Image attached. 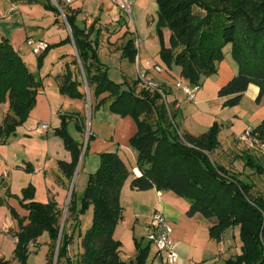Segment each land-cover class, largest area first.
Listing matches in <instances>:
<instances>
[{
  "label": "trees",
  "instance_id": "obj_1",
  "mask_svg": "<svg viewBox=\"0 0 264 264\" xmlns=\"http://www.w3.org/2000/svg\"><path fill=\"white\" fill-rule=\"evenodd\" d=\"M155 3L159 54L166 72L170 73L174 65L179 68L180 81L199 85L201 77L217 73L218 63L224 56L223 48L231 44V54L238 71L217 90V97L224 99L222 107H234L249 84L254 82L258 86L255 102L259 103L264 96V0L255 4L246 0H155ZM57 4L60 7L62 0H58ZM44 6L60 15L55 6ZM61 11L70 30V36L65 40L71 39L74 44L77 61L82 66L85 83L93 97L108 93L111 97L109 110L122 118L130 115L137 128L129 139V146L137 153L135 167L138 175L132 176L117 151L101 153L98 168L88 175L80 213L91 206L92 218L90 227L80 238L82 250L76 263L147 264L149 242L141 246L135 241L134 258L123 261L119 257V242L113 237L115 228L124 220V209L120 205L121 188L132 176L129 183L131 190L171 192L187 200L186 215L200 214L211 221L208 236L214 241L221 240L225 229L238 227L240 252L219 264H264V194L253 196L252 184L241 181L210 159L209 154L218 147L217 135L221 126L214 123L207 132L198 136L187 132H183L181 138L177 136L169 122L167 125L163 123L167 119L163 118L165 111L159 113L155 106L157 95L151 96L144 90L137 93L133 84L124 89L112 82L95 60L89 41L90 30L75 25L76 12L62 6ZM165 27L169 31L168 45L163 38L162 28ZM89 52H92L90 56ZM136 54L131 41L124 49L123 57L134 62ZM54 80L60 93L85 99V93L80 90L81 81L73 77L69 69L56 75ZM41 86V81L28 70L9 41L0 39V104L8 103V111L0 124L1 143L15 135L16 128L27 119ZM103 102L104 99L97 101L94 108L104 105ZM152 113L156 116L154 123L149 118ZM77 114L60 115V126L54 129V134L62 140L70 154L69 161H57L60 172L68 179L76 171L82 144L67 135L65 119H72ZM174 114L173 109V118ZM76 122L77 128L82 130L78 118ZM252 136L264 140V119L252 128ZM243 158L244 166L256 174L264 173L259 157L254 159L246 155ZM26 171H31L29 163ZM33 193L31 186L22 190L21 204L27 211L25 217L12 213L19 226L18 231L11 235L15 239L13 255L16 264H25L29 244L47 233L50 239L46 258L47 263L52 264L59 234L60 210L54 201H34ZM72 195L73 192L70 204ZM6 196H9L8 191ZM4 204V198H0V206ZM72 210L69 206L68 211ZM78 215H75L76 220ZM59 240L56 264L61 258L72 264L68 256L72 237L64 231L62 235L60 233ZM0 264L12 263L0 258Z\"/></svg>",
  "mask_w": 264,
  "mask_h": 264
},
{
  "label": "rangeland",
  "instance_id": "obj_2",
  "mask_svg": "<svg viewBox=\"0 0 264 264\" xmlns=\"http://www.w3.org/2000/svg\"><path fill=\"white\" fill-rule=\"evenodd\" d=\"M53 1L58 2V0H0V39L9 41L28 70L41 81L42 86L39 90L46 94L52 110V118L46 123L44 122L46 125L41 124L43 120H37L30 116L35 102L27 119L16 128L15 135H11L4 143L0 142V181L3 180L5 183L0 184L3 186L0 187V197L5 200V204L0 206V258L8 260L12 264L17 263L13 255L15 245L13 240L6 236L8 233L10 235L13 233L11 229L7 228H12L15 232L18 231V220L16 216H12V213L15 212L21 218L27 215V211L21 204V199L22 190L28 186L33 188L34 201L40 203L54 201L60 210L59 234L52 264H56L54 259L57 257L60 233L62 235L64 231H67L72 237L68 247V256L72 264L76 263L77 256L82 250L80 238L90 227L92 218L91 206L80 213L81 199L87 186L88 175L94 173L98 168L101 153L116 151L119 144L116 141L111 144L113 138L118 137L117 141H119L122 134L129 136L132 130H134L133 133L137 130L130 115L122 118L109 110L111 97L108 93H103L97 98L93 97L85 83L82 66L77 61L79 59L74 44L71 39L65 40L67 36H70V30L66 20L62 17L61 6L63 8L69 6L71 0L62 2L59 7L60 15L44 6L45 4L55 6ZM132 1L129 17L120 10L113 0L115 5L109 6L110 11L107 14L99 13L101 20L96 24L94 22L95 19L97 20L98 14L96 0L81 1V5H79L81 11L75 17V25L78 28L90 30L89 41L97 63L101 64L106 76L120 88L126 89L133 84V89L137 93L144 90L151 96L157 95L155 106L159 113L165 111L163 118L167 119L163 123L167 125L169 122L177 136L181 135L185 129L199 135L209 130L214 123H218L221 126L217 135L220 145L209 154L210 159L228 169L229 173L235 174L241 181L252 184L251 194L253 196L264 194V173L256 174L248 166H244V158L239 156L244 153V156L249 155L254 159L259 157L258 161L264 165V140L258 138L257 142H247V140H239L240 136L235 139L232 136V134L234 136L241 135L244 129H251L259 124L258 120H249V117L260 106H263L259 104L264 102V96L259 103L255 102L258 86L252 82L236 105L239 106L237 109L222 107L224 99L217 97V90L221 87L218 83L224 82L225 84L238 71V65L231 54V44H227L223 48L224 56L218 63L217 73L213 76L201 77L200 88L194 101H188L181 89L174 85L175 81H180L178 78L179 68L172 65L170 73L166 72L165 65L160 58V45L156 33L159 24L155 0ZM246 1L255 4L260 0ZM14 3L16 5H13ZM108 5H110V1ZM12 8L13 10L9 11ZM194 11L198 10L194 8ZM85 16L88 18L87 20H85ZM55 18L59 23L54 22ZM162 31L165 34L163 35L167 37L168 29L165 27L162 28ZM26 39H31L33 42L44 41L48 43L49 48L40 54H35L26 44ZM131 41L137 49L138 62H132L123 57V51ZM91 54L92 52L88 53L89 56ZM152 64L161 66L164 73H155L149 68ZM137 67L140 70H147V77L155 85V89H148L138 81ZM67 69L73 74V77L76 76L81 81L80 90L85 93V99L60 93L57 85L53 82L52 77L64 73ZM162 76L168 78V85L162 83ZM48 77L52 79H48ZM183 83L191 85L187 82ZM165 86L181 103L174 118L171 116L173 110L169 102L171 97L167 96ZM101 99H104V105L94 108V104ZM39 106L40 104H38ZM7 111L8 103H1L0 124ZM58 111L61 112V115L62 112L65 113L64 115L78 113L75 118L65 119L67 135L76 143L82 144L77 168L71 179L60 172L57 164L60 159L70 157L62 140L54 134V126L59 127L61 123V118L58 119L56 114ZM242 112H244L243 116ZM42 113H46L45 108ZM77 118L79 123L81 122L82 130L77 128ZM149 118L154 123L156 116L152 113ZM96 136H101L100 138L104 142L102 144L95 142ZM125 147L128 149L125 160H128V168L131 170V159L134 158L136 165L137 153L129 146V141ZM235 153H237L236 157H234ZM28 163L31 171H26ZM7 190L9 196H6ZM71 192H73L72 204L69 203ZM179 201L184 204V200L181 198ZM69 206L74 211H68ZM177 206L182 208V204H177ZM77 214L79 215L76 220L75 215ZM132 214L129 211L125 212L124 221L118 224L113 234L114 239L119 242V257L123 261L134 258L135 241L140 242L141 246L148 244L142 228L144 226H142V218L135 221ZM49 239V235L43 233L29 244L25 264H48L46 255L49 249ZM221 240L227 247V258L234 257L240 252L238 227L225 229ZM155 252V247L150 244L147 264H158L156 258L154 259ZM58 264H67V261L65 258H61Z\"/></svg>",
  "mask_w": 264,
  "mask_h": 264
},
{
  "label": "crops",
  "instance_id": "obj_3",
  "mask_svg": "<svg viewBox=\"0 0 264 264\" xmlns=\"http://www.w3.org/2000/svg\"><path fill=\"white\" fill-rule=\"evenodd\" d=\"M28 1H32V0H28ZM63 1L64 0H62V2ZM81 1L82 0H71L69 6L65 8L76 12V15H77L81 11V8H80L81 6L79 7V5H81ZM109 1H110V5H108ZM96 2L98 4L97 6L98 14H97V20L96 19L94 20L95 24L97 23V21L99 22L101 20L99 13L107 14L110 11L109 6L111 7V4L115 5L113 0H96ZM13 5H16V4L14 3ZM85 18H86L85 20L88 19L86 16ZM57 22H58V19H57ZM164 35H163L164 43L168 45L169 32H167V37ZM49 78L51 77H48V79ZM52 78L54 80V77ZM161 80H162V83H166V85L169 84L168 78L162 76ZM53 82L56 84L55 80ZM218 84L222 86L224 82L222 83L219 82ZM165 87L167 88V96L171 97V100L169 102L172 103L173 105V109L175 113L174 117H175V115L178 113L180 109L181 103L176 98V96L169 91L168 87L167 86ZM257 93H258V89H257ZM38 104H40L39 107H38ZM259 105H263V106H260V108L255 113L251 114L249 117V120H258L260 123L264 119V102ZM238 107L239 106H234L233 109H237ZM43 108L46 109V113H42ZM60 113H61L60 111L56 113L58 119L61 115ZM64 114L65 113L62 112V115ZM51 115H52V110H51L48 98L46 97V94H43L40 90H38V94L36 96V104H35L34 109L31 111L30 116L33 118H36L37 120H43L41 124H45L46 121L52 118ZM241 115L243 116L244 112H242ZM212 121H213V118H212ZM54 127L58 128V126H54ZM133 131L134 130L130 132L129 136H126L122 134L124 132L123 130V132L121 133L122 134L121 139L117 141L118 137H115L112 139V142H111V144H114L116 141V143L119 144V146L116 149L118 156L120 157V159L122 160L126 168L129 171H131L132 176L133 174L138 175L139 172L137 168L135 167V160L133 157L130 162L131 163L130 165H132V169L130 170L128 168L129 162H127L128 160L127 161L125 160V156L127 158V155H128L127 153L128 149L125 147V144L128 143L129 138L131 137L130 135H133L135 133V132L133 133ZM244 131L245 129L243 130V132ZM184 132H187L193 136H198V135H195V133H192L189 129H185ZM203 133H200V134H203ZM232 136L235 139L237 136H240V135L234 136V134H232ZM100 137L96 136L94 140L95 142L97 141L100 144H102L104 141H102ZM99 143H96V144H99ZM219 145L220 144H218V146ZM236 155L237 153H235L234 157H236ZM239 156L244 157V153L240 154ZM239 156H237V159H239ZM60 160L69 161L70 157L63 158ZM132 176H130L124 182L121 188V192H120V205L124 209V213H123L124 219H125V212L129 211L131 214L132 213L135 214V215L132 214V217L135 219V221H138L139 218H142L143 220L142 226H143L148 222V220L153 215V213L155 212L161 213L172 225L171 239L175 243V250H176V253L178 254V261L176 264H219L223 262L225 259H227L228 257L227 250H226L227 247L223 244L222 240L217 242V241L210 239L208 236V229L211 226V221L203 218L200 214H195L192 217H188L186 215V211L188 209L187 200L181 198L182 200H184L183 201L184 204H183L179 201L180 197L175 196L171 192H159L154 189H151L148 191H141V192L131 190L129 187V183H130ZM2 183H3V180L0 181V184ZM0 187H3V186L1 185ZM177 204H182V208L177 206ZM140 205L142 206L138 207ZM145 209L147 210L145 211ZM7 229H11L12 232H15V230L12 228H7ZM11 235L10 233L6 234V236H9L13 240V242H15V239ZM154 259H155V256H154ZM157 263L164 264L159 261Z\"/></svg>",
  "mask_w": 264,
  "mask_h": 264
},
{
  "label": "built area",
  "instance_id": "obj_4",
  "mask_svg": "<svg viewBox=\"0 0 264 264\" xmlns=\"http://www.w3.org/2000/svg\"><path fill=\"white\" fill-rule=\"evenodd\" d=\"M70 1V0H68ZM54 2V1H53ZM116 4L120 10L129 17L131 15V6L133 4L132 0H115ZM55 7L60 10L58 4L54 2ZM13 9H10L11 11ZM65 20L64 16L62 15ZM26 44L31 47L35 54H40L45 51L48 47V43L44 41L33 42V40H26ZM137 45V41H136ZM135 47V46H134ZM136 49V48H135ZM137 51V49H136ZM138 54H136L135 61L138 62ZM155 73L162 74L164 70L158 64H152L151 67ZM138 70V81L142 83L148 89H155V85L148 79L147 70ZM174 85L179 87L182 93L186 96L189 101H194L195 95L200 88V85H185L182 81H175ZM165 100V99H164ZM171 117V116H170ZM181 138V135H179ZM239 140H247V142L258 141L257 136H252V128L246 129L242 135H240ZM255 142V143H256ZM143 232L147 241L155 247V258L164 264H176L178 261V254L175 250V243L171 239L172 225L171 223L158 212L153 213L148 222L143 227Z\"/></svg>",
  "mask_w": 264,
  "mask_h": 264
},
{
  "label": "water",
  "instance_id": "obj_5",
  "mask_svg": "<svg viewBox=\"0 0 264 264\" xmlns=\"http://www.w3.org/2000/svg\"><path fill=\"white\" fill-rule=\"evenodd\" d=\"M56 257V256H55ZM56 262V259H54V263Z\"/></svg>",
  "mask_w": 264,
  "mask_h": 264
}]
</instances>
